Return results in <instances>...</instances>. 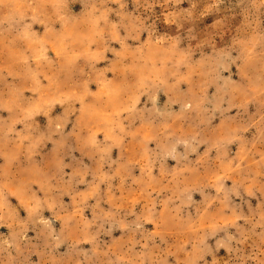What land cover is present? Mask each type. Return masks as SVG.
I'll return each instance as SVG.
<instances>
[{"label": "rangeland", "instance_id": "374dc122", "mask_svg": "<svg viewBox=\"0 0 264 264\" xmlns=\"http://www.w3.org/2000/svg\"><path fill=\"white\" fill-rule=\"evenodd\" d=\"M0 264H264V0H0Z\"/></svg>", "mask_w": 264, "mask_h": 264}]
</instances>
